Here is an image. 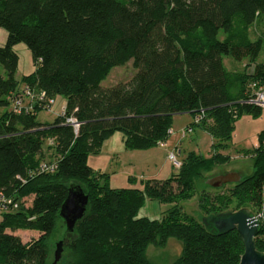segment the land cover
Masks as SVG:
<instances>
[{
	"label": "trees",
	"instance_id": "16d2710c",
	"mask_svg": "<svg viewBox=\"0 0 264 264\" xmlns=\"http://www.w3.org/2000/svg\"><path fill=\"white\" fill-rule=\"evenodd\" d=\"M263 13L264 0H0V27L7 32L0 46V107L6 108L0 115V198L11 201L0 213V264H58L49 260V241L64 226L59 210L72 184L88 204L73 232L65 231L67 255L60 264H155L146 256L148 246L163 248L170 238L182 244L170 264H238L244 250L238 232H211L179 202L195 195L204 173L228 164L222 150L236 119L263 110L247 103L249 84L264 76V62L257 60L262 44L249 33ZM17 43L26 45L35 64L20 80ZM223 55L246 59L251 68L228 70ZM130 60L131 79L100 86L112 67ZM24 85L53 100L64 96L63 114L40 123L36 115L49 105L14 112L13 98ZM179 113L201 115L188 127L210 135V157L189 151L175 174L146 180L143 189L111 188L107 175L89 166L88 156L115 132L126 150L165 142ZM69 117L79 123L76 130L66 124ZM258 142L244 151L253 155V174L227 194L200 193L198 207L205 216L234 201L235 210L259 207L254 241L264 252V129ZM42 163L55 168L42 172ZM28 197L25 206L21 200ZM146 199L171 207L160 219L138 216ZM14 203L19 207L12 210ZM17 230L39 236L23 242Z\"/></svg>",
	"mask_w": 264,
	"mask_h": 264
},
{
	"label": "rangeland",
	"instance_id": "374dc122",
	"mask_svg": "<svg viewBox=\"0 0 264 264\" xmlns=\"http://www.w3.org/2000/svg\"><path fill=\"white\" fill-rule=\"evenodd\" d=\"M250 38L252 40L260 39L262 44V49L260 54L258 55L257 60L259 62H264V13L260 15L257 20L250 26ZM7 32L4 28L0 27V46H3L6 41ZM14 51L18 55V66L15 73V78L20 80L22 76L31 73L35 64L33 62L32 56L28 48L23 43H17L14 46ZM222 63L224 67L228 70H242L246 67H250L247 65V60L236 61L232 59L230 56L223 55ZM247 65V66H246ZM0 73H3V70L0 66ZM135 74V69L132 65V60L126 62L123 65L114 66L110 69L109 73L106 77L100 82V86L103 88H109L114 86L117 83L127 82L132 76ZM21 86V85H20ZM21 89V88H20ZM65 98L64 96H56L53 104L50 105L47 109L40 110L36 115V120L40 123H50L57 116L62 113V109L64 107ZM33 109V107H32ZM6 110L5 107H0V115ZM194 120L192 116L188 113H179L172 117L171 123V133H169V137L167 139L169 147L173 148L171 151H175L176 159L181 162V160L185 157L187 152L194 151L196 154H200L205 158H208L212 154V140L208 133L203 132L199 129L198 126H190L192 131L190 133H185L184 136L181 135V130L189 126L191 121ZM264 129V110L258 116H252L250 114H242L239 118L236 119L234 123V129L232 131L231 139L227 143V146L222 150L224 155L229 157L228 164L224 166H218L214 168L212 171L204 173L201 178L196 181V189L195 195L188 199L179 202V206L181 207V211L189 216H192L198 221H201L202 217H205L203 213L200 211L198 207V198L200 193L206 192L208 194H218V193H228V189L233 185L232 183H226L225 185L219 187H212L208 184V181H211L214 176L219 174H224L226 172L238 171L241 178L249 177L253 174L254 169L252 167L253 155L250 152H244L252 150L253 148L259 145L258 142V134L261 130ZM179 147L180 152L177 150ZM176 149V150H175ZM164 148H157V151L161 152L159 156L160 163H157V167L153 166L144 171V177L148 176H156L157 170L160 171L157 178H165L171 177L172 174L176 173L178 168L173 166L172 162L168 159V155L166 152H163ZM133 151V150H128ZM141 153V156L137 157V162L143 164L145 159L142 155L143 150H136ZM163 153V154H162ZM166 155V156H165ZM93 157H99L100 162L102 164L105 163V155H97L93 154L90 156V159ZM98 158V159H99ZM164 158V159H163ZM121 159V157H120ZM126 163L124 164L126 167H131L128 164V158L126 159ZM144 165V164H143ZM114 166L116 164L114 163ZM117 168V167H116ZM131 170V169H130ZM136 183L134 186H138L141 189L144 188V183H141V179L137 177ZM215 182L214 180H212ZM117 187L120 188L121 183L116 184ZM31 202V197L25 198L21 200L23 205L28 206ZM17 204V208L19 204ZM171 207L169 204L160 203L155 200L146 199L143 207L139 210L138 216L148 217L151 219H160L162 218L166 211ZM16 208V207H15ZM241 208H247L251 211V213L258 217L259 214H262V210L258 207H253V205H243ZM236 209L235 201L230 204V206L223 212H234ZM240 209V208H239ZM238 210V209H237ZM236 211V210H235ZM260 216L258 217V220ZM13 234L20 237L23 242H27L33 238H37L39 233L33 230H17ZM59 241L63 242L62 252L60 254V258L57 261L58 264L62 263L67 255L66 250V242L68 241V237H65V228L62 225L59 230L50 238V256L49 260L54 261V253L56 250V245ZM182 252V244L180 241L170 238L168 239L165 247L159 248L153 245L148 246L146 250L147 258L155 264H170L174 262Z\"/></svg>",
	"mask_w": 264,
	"mask_h": 264
},
{
	"label": "water",
	"instance_id": "95a60500",
	"mask_svg": "<svg viewBox=\"0 0 264 264\" xmlns=\"http://www.w3.org/2000/svg\"><path fill=\"white\" fill-rule=\"evenodd\" d=\"M214 180L215 182H213ZM208 181L212 187H219L226 183H238L241 176L231 173L225 176H217ZM88 204V196L79 185L69 186L68 194L63 201L59 217L64 223L65 231L72 233L76 223L83 218ZM201 223L211 232L217 234L236 230L243 243V253L238 264H264V252L256 249L254 238L258 231L259 221L247 208H240L234 212H220L216 215L202 217ZM63 242L56 245L53 263H57L62 252Z\"/></svg>",
	"mask_w": 264,
	"mask_h": 264
},
{
	"label": "crops",
	"instance_id": "0c3cea01",
	"mask_svg": "<svg viewBox=\"0 0 264 264\" xmlns=\"http://www.w3.org/2000/svg\"><path fill=\"white\" fill-rule=\"evenodd\" d=\"M200 130H202V129H200ZM170 131H171V129H170ZM202 131L206 132L204 130H202ZM175 145L173 148L172 147L170 148L168 145V142L166 140L165 142L158 144L154 148L140 151V152H143L142 155L144 156V159H145V161L143 163L144 165H143V164H140L137 162V159H138L137 157L141 156V153H134V152H138L136 150H133V151L126 150L124 147L123 135L119 132H115L108 139H106L103 142L101 150L97 154V155L101 154V156L105 155V159H104L105 163L102 164L100 162L99 157H93L92 159H90L91 155L88 156L87 162L93 170L98 171L100 173H104L105 175H107L106 181H107L109 187L119 188V187H117L116 184L121 183L122 186H120V188L133 187V188L141 189L138 186H134V184L132 185V183L137 182L136 181L138 179L137 177H139V179H141V181H142L141 183H144V181L150 180V179L151 180H165V179H168L170 177L169 176V177L160 178V179L157 178L159 173H160V171L158 172V170H157L156 176H148L147 178H145L143 176L144 175L143 173H144V171H147L148 169H150L152 167V165L153 166L156 165L155 167H157V163L161 162L160 160H158L159 156L161 155V152L157 151V148H160V147L164 148L163 152H166L167 153L166 155H168V153L176 147ZM177 150L180 152L179 147L177 148ZM120 157H121V159H120ZM125 158L129 159L128 164L131 167L125 168L124 164H127ZM114 163L116 164V166H114ZM232 173L239 174L238 172H232ZM215 177H217V176H214L213 178H215ZM149 219H151V218H149Z\"/></svg>",
	"mask_w": 264,
	"mask_h": 264
},
{
	"label": "built area",
	"instance_id": "2783aa9c",
	"mask_svg": "<svg viewBox=\"0 0 264 264\" xmlns=\"http://www.w3.org/2000/svg\"><path fill=\"white\" fill-rule=\"evenodd\" d=\"M249 88L251 90V96L248 99L247 103L253 104L261 109L264 110V76L259 81H252L249 84ZM54 100L51 98H46L44 92H34L27 86H23L18 93L13 98L12 110L14 112H20L21 110L30 111L34 104H44V105H51L53 104ZM64 112V107L62 109V113ZM201 119V115L194 117V122L198 123ZM66 124L72 126L74 130H76L79 126V123L73 118L69 117L65 120ZM192 131L191 127H186L181 130V135L184 136L185 133H190ZM171 131L169 130V133ZM160 144V143H159ZM176 150V149H175ZM168 159L172 162L173 166L179 168L181 162L176 159L175 151H170L168 153ZM54 164H46L42 163L40 165V170L42 172L52 171L54 170ZM11 201L8 199L0 198V213L4 211H9L7 205H10ZM12 210L17 208V204L14 203L11 205ZM16 207V208H15ZM261 217L262 214H259L258 217ZM258 217H256L258 219Z\"/></svg>",
	"mask_w": 264,
	"mask_h": 264
},
{
	"label": "flooded vegetation",
	"instance_id": "af4514ba",
	"mask_svg": "<svg viewBox=\"0 0 264 264\" xmlns=\"http://www.w3.org/2000/svg\"><path fill=\"white\" fill-rule=\"evenodd\" d=\"M232 172H238V171L234 170V171L226 172V173H224V174H220V175H217V176H225V175L231 174ZM238 173H239V172H238ZM232 184H234V183H232ZM223 185H225V184H223Z\"/></svg>",
	"mask_w": 264,
	"mask_h": 264
}]
</instances>
